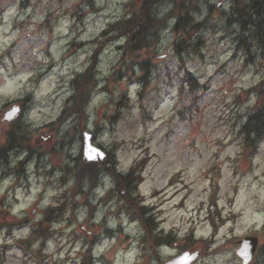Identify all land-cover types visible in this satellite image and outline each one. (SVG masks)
<instances>
[{
	"label": "rangeland",
	"instance_id": "374dc122",
	"mask_svg": "<svg viewBox=\"0 0 264 264\" xmlns=\"http://www.w3.org/2000/svg\"><path fill=\"white\" fill-rule=\"evenodd\" d=\"M88 1L0 0V145L9 130L26 140L0 163V264H164L180 254L181 239L190 230L210 246L203 255L194 244L192 250L201 252L194 264H240L241 236L256 232L264 242V142L245 157L233 140L256 106L251 88L264 80V38L255 37L264 34V23L243 27L232 13V0H158L153 14L166 19L167 28L148 51L153 77L144 90L127 80L138 72L137 59L120 65L126 32L117 24L148 1ZM181 2L193 5L190 22L203 24L185 36L177 34L181 27L172 31L180 16H170ZM175 42L184 45L180 56ZM91 66L96 69L94 84L84 87L90 92L86 115L71 117L52 134L57 124L54 129L50 124L73 94L71 80ZM185 69L200 83L193 92L183 86ZM123 94L127 108L118 109L114 104ZM11 104L23 110L5 124L2 116ZM82 128L95 135V146L116 149L117 172L138 162L141 182L132 197L141 198L146 216L164 234L177 235L173 248L160 247L157 259L136 246L143 232L139 221L125 210L116 214L121 198L112 194L107 201L114 187L109 173L87 198L70 197L71 181L58 186L67 156L82 149ZM65 133L74 142L62 149ZM53 147L50 156L46 151ZM27 149L33 152L24 165L27 179L17 178L16 165L27 158ZM40 159H50L45 168L56 171L50 179L40 176ZM214 188L217 209L209 208ZM63 193L68 209L43 246L32 231ZM210 211L220 217L215 232ZM108 228L111 238L99 241ZM259 256L264 264V244Z\"/></svg>",
	"mask_w": 264,
	"mask_h": 264
},
{
	"label": "trees",
	"instance_id": "16d2710c",
	"mask_svg": "<svg viewBox=\"0 0 264 264\" xmlns=\"http://www.w3.org/2000/svg\"><path fill=\"white\" fill-rule=\"evenodd\" d=\"M247 3L246 5L242 2L235 1V11L236 14L241 19V24L243 27H246L247 25H253L254 27L258 26L256 25L251 19L254 17L248 16V11L250 10V6L256 7L258 14L255 18L259 19L261 22L264 21V0H245ZM189 21L188 15L186 14L185 17L182 18L180 21L182 24H184V28L188 27L186 24ZM158 21L154 18H152L149 14L148 7H142L140 8L129 20L123 22L121 25L117 24V28L121 27L125 32H129V37L127 38V42L125 44V50L124 52H121L123 61L129 59V58H138L140 57V54L143 50H146L149 48V38L154 35L153 32L157 28ZM255 24V25H254ZM180 23H178L175 26V29L179 27ZM190 27V26H189ZM156 35V33H155ZM256 35V34H255ZM257 36V35H256ZM262 38V36H260ZM182 43V42H181ZM176 44V50L179 52L180 44ZM177 52V53H178ZM139 66V76L137 77L138 82L141 84V87L148 85L149 81L151 80V64L146 61L145 59H141L140 62H138ZM189 76V77H188ZM91 81L90 74L78 76L72 81V88L74 90L75 95L71 97L72 105L69 108H66L64 113L70 114H76V116L82 115L84 113L85 107L87 105L88 96L86 88L84 87L89 84ZM186 81L188 84H190L191 87H193L195 80L190 77L189 74H187ZM263 86L260 88L259 91H257L259 101L264 102V83ZM87 87V86H86ZM258 106V105H257ZM255 108V113L252 115L246 122V125L243 128V132L245 133L246 137L250 139L251 143L257 142L258 139H261L264 136V104H259V106ZM63 117V116H62ZM81 117V116H80ZM64 118V117H63ZM63 118H60L62 120ZM115 119V117H114ZM11 136L6 143V148H10L13 143L16 142V140L19 139L18 137H15L13 134H8ZM115 156L111 152L108 155V160H114ZM78 168L75 169L74 177L76 179V186L77 190L80 192L79 194L85 195V190L83 188H87L88 190L91 189L92 186H94L98 180L99 175L106 171L103 167H101L97 163H91V164H84L81 161L78 163ZM140 167L138 166V163H136L133 167L130 168L128 173L122 174V173H116L114 169L111 170L110 174L113 177V182L115 184V191L119 193V197L122 198L124 207L126 208L127 212L131 215H136L139 218H143V215L145 214V208L140 206V200L138 198L132 197L131 194L133 191H135L137 187V183L140 181L141 177L140 175ZM86 184V185H84ZM121 191H124V195L122 196ZM66 205V203H65ZM63 204L56 207H49L45 211L44 219L40 222V229H38L35 234L38 232L42 237L43 235L41 233H49L48 228H44L43 225H49L51 222H53L56 217V215L60 214L59 211L61 210V214L68 208V205L63 210ZM42 224V225H41ZM145 225L148 229V235L150 230V223L148 221L145 222ZM44 238V237H43ZM161 239L168 240L169 237L160 238L157 241L153 240V237L150 238V242L152 246L155 245V243H159ZM190 240L186 242V246H190Z\"/></svg>",
	"mask_w": 264,
	"mask_h": 264
},
{
	"label": "water",
	"instance_id": "95a60500",
	"mask_svg": "<svg viewBox=\"0 0 264 264\" xmlns=\"http://www.w3.org/2000/svg\"><path fill=\"white\" fill-rule=\"evenodd\" d=\"M17 114H18V109L13 108L10 112H8L5 115V120L11 121ZM84 138H85V145H84V152H83L84 161L86 162L102 161L104 159V154L100 150L91 147L87 136H84ZM253 250H254V244L251 242V240H247L243 243V248L239 252V254L242 255L244 259V264H246L247 261L250 259L253 253ZM181 259H183L182 262H188L190 260V257L186 255V256H183ZM181 259H178V260L181 261Z\"/></svg>",
	"mask_w": 264,
	"mask_h": 264
},
{
	"label": "bare ground",
	"instance_id": "6f19581e",
	"mask_svg": "<svg viewBox=\"0 0 264 264\" xmlns=\"http://www.w3.org/2000/svg\"><path fill=\"white\" fill-rule=\"evenodd\" d=\"M251 8H250V10L248 11V16H250V17H256L257 16V14H258V11H257V9H256V7H252V6H250ZM232 13L239 19L240 17L239 16H237V14H236V12L234 11V10H232ZM171 15H175V16H178L176 13H171L170 14V16ZM165 23H167V20L165 19Z\"/></svg>",
	"mask_w": 264,
	"mask_h": 264
}]
</instances>
